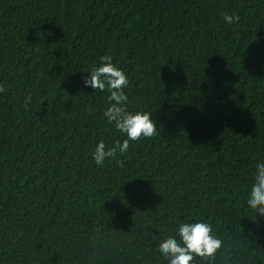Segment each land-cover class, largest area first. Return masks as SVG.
I'll return each instance as SVG.
<instances>
[{
  "label": "trees",
  "instance_id": "trees-1",
  "mask_svg": "<svg viewBox=\"0 0 264 264\" xmlns=\"http://www.w3.org/2000/svg\"><path fill=\"white\" fill-rule=\"evenodd\" d=\"M105 55L158 135L98 167V143L127 138L103 115L110 93L84 86ZM0 84V264H167L158 244L197 220L223 243L193 264H264L246 204L264 163V0H0Z\"/></svg>",
  "mask_w": 264,
  "mask_h": 264
},
{
  "label": "clouds",
  "instance_id": "clouds-1",
  "mask_svg": "<svg viewBox=\"0 0 264 264\" xmlns=\"http://www.w3.org/2000/svg\"><path fill=\"white\" fill-rule=\"evenodd\" d=\"M223 19L229 23H238L240 17L225 13ZM85 87H91L95 91L110 93L108 102L110 106L104 112L109 124L127 137L121 143L115 142L113 147H108L101 140L93 152V160L98 167L105 161L116 160L117 153L124 156L130 148V142H137L142 138H153L158 135L156 123L150 118L151 113L137 111L129 112L127 109L128 96L124 89L129 86L127 75L112 63V57H101L100 66H94L84 80ZM5 88L0 84V93ZM31 97L25 100V107ZM119 166L124 161L118 160ZM247 207L261 216H264V163L256 165L253 183L248 191ZM223 241L213 234L212 225L203 220L195 222H182L176 229V235L168 236L158 244V252L167 264H193L196 257L214 259L215 253L221 248Z\"/></svg>",
  "mask_w": 264,
  "mask_h": 264
}]
</instances>
